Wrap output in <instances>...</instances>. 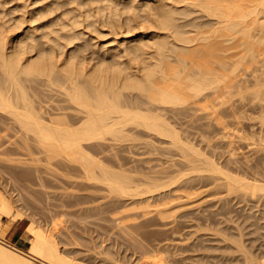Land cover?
<instances>
[{
    "label": "bare ground",
    "instance_id": "6f19581e",
    "mask_svg": "<svg viewBox=\"0 0 264 264\" xmlns=\"http://www.w3.org/2000/svg\"><path fill=\"white\" fill-rule=\"evenodd\" d=\"M247 65L252 78L242 80ZM238 83L259 86L243 96L262 113V130L251 129L259 139L251 131L236 135L248 148L244 163L259 176L253 179L241 173L246 166L236 142L212 143L208 134L225 128L215 107L223 89ZM6 129L101 181L118 203L113 213L124 209L111 221L124 228L131 217L125 208L150 206L169 181L157 165L131 174L136 160L125 161L114 151L118 145L177 147L187 198L207 179L240 199L264 197V0H0V131ZM102 144L120 156L118 164L88 153ZM2 194L0 264H87L68 257L51 226L27 223ZM157 195L169 203L175 194ZM1 216L16 222L18 239L5 234ZM245 217L251 223L227 247L238 254L215 264H264V244L255 253L242 238L251 235L252 247L257 242L264 208Z\"/></svg>",
    "mask_w": 264,
    "mask_h": 264
},
{
    "label": "rangeland",
    "instance_id": "374dc122",
    "mask_svg": "<svg viewBox=\"0 0 264 264\" xmlns=\"http://www.w3.org/2000/svg\"><path fill=\"white\" fill-rule=\"evenodd\" d=\"M244 68L239 78H252L251 66ZM246 86L243 83L230 84L223 89L219 98L222 103L215 109L225 128L216 135L214 127H211L208 133L212 143L234 140L239 147L241 164L248 148L244 147L245 140L237 142L236 135L245 136L251 129L258 133L262 130L259 127L262 113L259 114L256 108L258 111L252 110V102L243 98L248 91L259 86ZM1 131V194L13 199V207L24 215L27 223L51 226L59 247L68 249V257L84 259L87 264H215L221 258L238 254L227 248L228 245L236 246L234 241L241 236L240 229L251 223L252 219L247 220L245 216H258L264 208V197L240 199L219 185L221 182L214 184L210 179L187 198L179 163L182 156L177 147L165 144L150 151L138 143L136 147L126 148L118 145L114 151L125 157V161L136 160L134 163L138 167L131 168V174L141 176L148 171L147 168L157 165V169L167 171L165 181H169L165 188L152 194L155 197L150 198L153 201L150 206L140 202L125 208L131 217L123 221L127 225L124 228L111 221L115 213L124 209L113 213L119 208L118 203L112 201L113 195L101 181L87 179L78 163L63 156L49 158L43 149L25 142L19 132L13 129ZM255 131L253 133L256 134ZM259 136L253 135V138L259 139ZM4 141H9L10 145H2ZM87 151L108 165L118 164V159H121L113 151L106 153L103 144ZM172 161L179 164L172 166ZM244 165L243 176L259 177L251 162ZM32 169L36 171L34 177L23 175ZM165 192L175 194L169 203L161 201V196L157 195ZM177 194L183 198L177 199ZM158 209L165 210V214L159 215ZM203 210H208L207 215H202ZM1 220L5 234L12 240L18 239L21 232H13L16 222L9 216H1ZM262 220L253 247L250 242L252 236L242 235L255 253V245L264 244Z\"/></svg>",
    "mask_w": 264,
    "mask_h": 264
}]
</instances>
